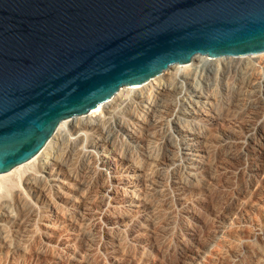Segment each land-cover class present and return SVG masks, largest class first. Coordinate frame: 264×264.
Listing matches in <instances>:
<instances>
[{
    "label": "water",
    "instance_id": "95a60500",
    "mask_svg": "<svg viewBox=\"0 0 264 264\" xmlns=\"http://www.w3.org/2000/svg\"><path fill=\"white\" fill-rule=\"evenodd\" d=\"M264 51V0H0V173L172 64Z\"/></svg>",
    "mask_w": 264,
    "mask_h": 264
},
{
    "label": "bare ground",
    "instance_id": "6f19581e",
    "mask_svg": "<svg viewBox=\"0 0 264 264\" xmlns=\"http://www.w3.org/2000/svg\"><path fill=\"white\" fill-rule=\"evenodd\" d=\"M171 68L175 71L169 74ZM124 90L128 91L124 93ZM262 104L264 51L243 56L196 54L189 62L172 64L141 85L121 87L110 99L98 103L85 114L63 119L33 157L0 173V256L6 258L7 251L14 252L19 248L22 231L37 216L34 204L30 202H47L48 214L53 216L60 214L59 206L65 201L75 210V219L85 220L90 212V192L99 188L98 182L91 188L86 184L92 174L107 175L111 183L107 190H110L109 196H118L113 207L122 204L130 209L134 206L132 193L140 183L141 168L132 151L142 138L151 142L160 134L161 140L165 141L160 155L156 156L159 152L154 146L146 151L149 156H155L148 160L145 173L152 183L161 181L163 171L160 167L164 160L172 159V147L176 145L182 150L185 164L175 180L178 189L184 191L190 181L210 172L206 158L210 138L193 122L213 121L215 112L219 115L224 109L227 117H242L258 112ZM174 108L177 120L183 119L185 123L183 128L175 131L176 135L165 125ZM87 132L91 134L90 140L84 137ZM223 134L216 142L222 143L224 150L220 154L230 162L241 155L230 144L231 134ZM251 147L250 156L255 162L253 174L264 179V136L254 137ZM154 162L155 165H151ZM100 199L104 201L101 194ZM111 203L112 200L107 205Z\"/></svg>",
    "mask_w": 264,
    "mask_h": 264
},
{
    "label": "rangeland",
    "instance_id": "374dc122",
    "mask_svg": "<svg viewBox=\"0 0 264 264\" xmlns=\"http://www.w3.org/2000/svg\"><path fill=\"white\" fill-rule=\"evenodd\" d=\"M175 109L165 122L174 134L185 124L177 120ZM225 111L215 112L213 121L193 122L210 138L206 157L210 172L190 181L184 191L175 180L185 164L182 150L172 147V159L160 167L161 181L152 183L145 173L155 156L146 151L154 146L160 155L165 141L160 134L151 142L142 138L132 151L143 173L132 193L134 206L113 207L118 196H109L107 175L92 174L86 184L91 188L98 182L99 188L90 192V215L85 220L75 219V210L65 201L59 206L61 215L53 216L47 202H30L38 214L22 231L19 248L6 250L8 256H0V264H264V179L253 174L250 156L254 137L264 136V105L242 117H227ZM224 132L231 134L230 144L241 155L230 162L220 154L222 143L216 142ZM84 137L90 140L91 134Z\"/></svg>",
    "mask_w": 264,
    "mask_h": 264
}]
</instances>
